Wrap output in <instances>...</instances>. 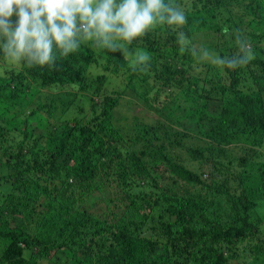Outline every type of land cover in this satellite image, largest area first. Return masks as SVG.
Instances as JSON below:
<instances>
[{
	"label": "trees",
	"instance_id": "1",
	"mask_svg": "<svg viewBox=\"0 0 264 264\" xmlns=\"http://www.w3.org/2000/svg\"><path fill=\"white\" fill-rule=\"evenodd\" d=\"M165 2L186 23L156 25L128 46L152 62L133 68L122 51L82 44L0 78V104L38 90L24 126L0 120V264H264V216L256 211L264 192L256 150L264 148V0ZM179 32L190 41L183 53ZM241 40L254 59L235 69L219 64L239 54ZM43 91L60 103L42 102ZM77 99H86L91 118H67ZM57 107L62 114L52 116ZM134 107L150 117L129 122L122 113ZM33 118L46 129L38 136ZM244 137L254 148L221 163ZM189 161L203 164L192 171ZM222 171L238 191L216 182ZM256 171L262 186H253Z\"/></svg>",
	"mask_w": 264,
	"mask_h": 264
},
{
	"label": "clouds",
	"instance_id": "2",
	"mask_svg": "<svg viewBox=\"0 0 264 264\" xmlns=\"http://www.w3.org/2000/svg\"><path fill=\"white\" fill-rule=\"evenodd\" d=\"M186 21L185 12L165 0H0V56L13 67L45 66L53 63L55 50L67 56L84 44L122 51L134 58L135 68L149 56L128 51L134 40L156 25L180 28ZM177 44L182 53L189 46L183 32ZM253 59L252 49L241 40L239 54L217 62L235 69Z\"/></svg>",
	"mask_w": 264,
	"mask_h": 264
},
{
	"label": "rangeland",
	"instance_id": "3",
	"mask_svg": "<svg viewBox=\"0 0 264 264\" xmlns=\"http://www.w3.org/2000/svg\"><path fill=\"white\" fill-rule=\"evenodd\" d=\"M15 16L12 17V20L15 21ZM202 57L205 59H208L207 58V55H202ZM212 57V56H211ZM213 58V57H212ZM154 60H151V57H149V60L147 62H152ZM205 61H208L209 60H205ZM211 62V61H210ZM22 67V64L20 66H10L7 64V62L5 61L4 58H0V78L3 79V80H7V78L5 77V72H10L12 69L14 70H19L21 69ZM99 71V70H97ZM94 74H96V71L92 72ZM3 82V81H2ZM6 83V82H5ZM4 83V84H5ZM38 96V90L37 89H33L29 92L28 94V99L26 101H22V102H18L14 105H10V103H1L0 104V120L1 121H5V125L8 129H18V128H21L22 126V120L24 118H26L28 116V113L30 112V104L31 103H35L37 101L36 97ZM42 97V102L44 103H47V104H53L55 106H57L58 102L55 98V94H51V93H48L46 91H43L41 92V95ZM46 96L49 97V99H51L52 101H46ZM77 103L74 107V109L72 111L69 112L68 114V119L69 118H72L74 116H83V115H86L88 116L87 119L91 118V113L89 112V105L87 104V101L85 99V102H82L84 100H80V99H77ZM60 103V102H59ZM60 108L57 107V109L54 110L53 112V115L52 116H58L61 113V111L59 110ZM82 111V113L78 114V111ZM214 108H213V113H214ZM211 111V110H210ZM144 112V113H143ZM124 117H126L128 119V121L130 122L132 120V117L133 116H139L141 119H143L145 116H148L150 117L151 115V112L150 111H138L135 107L133 108V110H131L129 112V114H127L126 112L122 113ZM43 116H47V114L43 115ZM35 118L31 119L30 120V125H29V129L31 130L30 132L32 133V135L34 136H38L40 135L41 133L45 132L46 129L43 127V125H41L40 123L36 122L34 120ZM64 116L62 117V120L61 122H63L64 120ZM195 120L191 119V120H185L184 122V127L185 126H190V123L191 122H194ZM52 124H57L54 120L52 119H48V125H52ZM199 138H202L199 137ZM203 140V144H204V141L205 139H202ZM250 140L249 139H246L245 137L243 138V140L240 138V139H237L236 141H234L232 147L230 146V148L228 149V155L227 157H225V155L221 156V159H220V162L225 164V166L227 165V161L230 160V158H237V157H240L243 155L244 153V149H246L247 147H249L248 145H251L252 144L249 142ZM202 143V142H201ZM1 144V143H0ZM252 148H254V146H252ZM257 151H259L260 154L262 155H257L259 156L258 157V160L264 165V148H258L256 149ZM261 156V157H260ZM263 161H262V160ZM207 160V158H206ZM202 166V162H186V166L190 167L192 171H199V165ZM212 167V163L208 160L205 164V169L206 171H209L210 172V168ZM230 167L232 169V173L234 175H236V168L237 167V161H234L233 163L230 164ZM262 170H264L263 167H261ZM223 174V177H222V180H218L216 178V182H222V181H226L228 183V187H230L232 190H236L238 191V188H237V182L234 181V178H232L231 175L229 174H226L224 171L221 172ZM207 174L205 175L204 178H207ZM254 179H255V182H254V185L253 186H257V184L261 185L262 186V179L263 177L260 176V174L256 171L254 173ZM264 180V179H263ZM259 195H260V199H258L256 201V203H258V205L261 203L260 206H258L256 209L257 213L259 214V216L263 217L264 216V192H261L259 191ZM19 218V217H18ZM18 219L15 218V220L13 219L11 224L14 225V226H19V222L17 221ZM264 228V227H263ZM247 243H243L242 245L239 246V248L241 247H246ZM253 245V242L252 244ZM240 248V249H241ZM57 258H54V262L57 263Z\"/></svg>",
	"mask_w": 264,
	"mask_h": 264
}]
</instances>
